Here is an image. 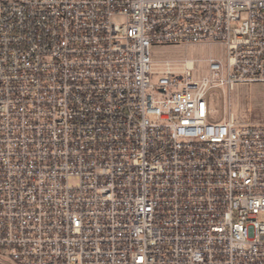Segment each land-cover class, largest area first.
Masks as SVG:
<instances>
[{
	"label": "built area",
	"instance_id": "built-area-1",
	"mask_svg": "<svg viewBox=\"0 0 264 264\" xmlns=\"http://www.w3.org/2000/svg\"><path fill=\"white\" fill-rule=\"evenodd\" d=\"M258 81L264 0H0V264H264Z\"/></svg>",
	"mask_w": 264,
	"mask_h": 264
},
{
	"label": "rangeland",
	"instance_id": "rangeland-1",
	"mask_svg": "<svg viewBox=\"0 0 264 264\" xmlns=\"http://www.w3.org/2000/svg\"><path fill=\"white\" fill-rule=\"evenodd\" d=\"M120 22L121 19H118ZM151 54L155 61L165 59L183 61L194 59L196 61L195 76H203L207 73V59L224 58L226 46L220 43L204 44H154ZM232 110L241 121L250 120L254 124L264 122V81L250 84L237 85L230 94Z\"/></svg>",
	"mask_w": 264,
	"mask_h": 264
}]
</instances>
